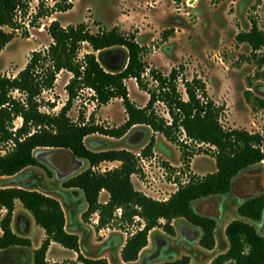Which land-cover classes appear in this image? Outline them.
I'll return each instance as SVG.
<instances>
[{
    "label": "trees",
    "instance_id": "1",
    "mask_svg": "<svg viewBox=\"0 0 264 264\" xmlns=\"http://www.w3.org/2000/svg\"><path fill=\"white\" fill-rule=\"evenodd\" d=\"M18 7L24 9L26 6L20 0H0V53L13 39V33H5L1 28L15 31L19 27L15 21ZM71 8V5L55 6L60 12ZM41 16V13L37 14L35 20ZM45 31L51 44L43 51L32 52L24 69L15 77L0 76V144L10 146L4 155H0V212H5L0 218V253L31 247L28 239L11 230L15 202L18 201L45 236L39 248L32 251V264H46V254L52 243L77 253L82 264H109L102 258L88 259L79 255V238L66 230L65 215L56 198L18 185L25 177V171L42 167L38 152H65L72 160L86 165L76 175L62 180L58 191L60 197L65 194L81 197L84 204L80 215L82 221L86 222L96 214L99 230L113 221L118 210L122 221L132 222L135 218L143 221V227L131 234L120 249V261L111 253L115 264H135L140 257L142 264L149 233L162 228L167 236L172 237L175 235L172 223L176 221L190 229L191 242H196L201 250H214L219 223L197 213L194 207L204 200L228 197L233 180L242 172L264 171V132L259 135L225 131L219 123L221 109L208 98L204 83L196 78L182 80L184 100L178 88L179 72L176 69L167 76L150 70V78L156 85L148 88L144 49L133 36H125L117 27L92 34L84 24L62 27L53 21ZM237 40L246 43L254 54L264 47V33L255 24L249 32L238 35ZM83 45L100 54L115 48L125 49L126 65L119 71L107 72L94 54L79 59ZM258 62L264 67V56ZM61 72L72 76L65 87L68 99L58 113L42 112L41 107H47L49 111L55 108L54 103H44L41 96L53 88ZM262 78L264 80V74ZM130 79L149 97L142 108L129 99L125 82ZM82 89L94 93L98 106L120 100L126 121L110 129L86 123L81 117L78 122L72 121L67 114ZM15 92L23 98H14L12 94ZM156 104L165 107L170 121L158 115ZM260 104L264 107L263 102ZM16 119H21L18 128L14 125ZM137 127H145L181 147L185 145L180 135H184L185 142L215 148V173L180 184L177 191L163 202L138 192L131 178L142 174L141 159L152 158L153 137L141 148L139 156L129 150H92L86 145V140L95 135L120 140ZM191 156L192 153H183L184 158ZM104 163H119V166L103 173L92 171ZM103 192L108 199L102 204L99 199ZM235 214V220L223 233L225 243L221 246H226V251L210 264H264V236L255 227L264 215V191L241 201ZM121 242L118 239L115 246H121ZM114 248L104 247L103 250L113 251ZM147 264H190V259L183 256Z\"/></svg>",
    "mask_w": 264,
    "mask_h": 264
},
{
    "label": "rangeland",
    "instance_id": "2",
    "mask_svg": "<svg viewBox=\"0 0 264 264\" xmlns=\"http://www.w3.org/2000/svg\"><path fill=\"white\" fill-rule=\"evenodd\" d=\"M28 10L17 31L7 27L1 28L5 33H13L12 41L0 53V76L15 77L29 61L32 52L43 51L51 44L46 27L57 21L62 27L84 24L92 34L108 31L117 27L125 36H133L136 43L144 49V58L148 70L145 82L148 88L155 83L149 71L155 70L167 76L172 69L179 72L178 88L182 98L186 100L182 80H201L206 88L208 98L221 109L219 123L225 131H246L250 134L262 135L264 132V67L259 66L258 59L264 56V47L253 53L246 43L237 40L238 35L247 33L255 24L264 33V0H25ZM57 2V3H56ZM56 3V4H55ZM71 5L67 12H60L55 6ZM54 7V8H53ZM29 13V14H28ZM43 16L35 20V16ZM31 21V22H30ZM86 54H94L107 72H116L126 65L125 49L115 48L108 52L93 53L83 45L79 59ZM71 75L61 72L56 77L53 88L44 92L41 100L54 103L55 108L49 111L41 107L42 112L55 114L65 105L68 95L65 87ZM129 99L137 107H144L148 95L138 88L132 79L125 82ZM14 98H23L17 92ZM158 115L169 120L162 104H156ZM68 117L78 122L80 117L86 123H94L104 128L121 126L127 119L120 100L115 99L108 104L98 106L95 95L88 89L78 91L68 112ZM15 128L21 125V119L14 122ZM149 130V129H148ZM137 127L120 140L105 138L100 135L86 140L92 150H129L140 155L151 137L155 139L152 158L140 162L142 174L133 176L134 188L145 196L166 201L174 194L180 184H186L193 178H202L215 173V148L185 142L180 135L183 147L168 142L164 137ZM187 147V148H186ZM10 149L9 145L0 144V155ZM192 153L184 158L183 153ZM38 160L42 167H33L25 171L27 177L23 186L27 189L51 193L67 215V231L74 232L79 238V255L84 258H102L109 264H115L111 253L120 261V249L125 241L143 227V221L135 218L132 222L121 220V211L115 213L113 221L97 230L98 216L92 215L88 221H82L75 211L81 210L82 202L67 211V194L59 196L60 182L76 175L86 165L72 162L65 152H38ZM155 158L153 163L152 159ZM119 166V163H104L99 166L102 173ZM263 166V164H262ZM260 170H251L240 174L232 183L233 196L250 197L264 190V179ZM108 199L101 193L100 203ZM230 199V198H229ZM82 204V205H81ZM18 211H22L17 203ZM195 211L208 217H218L217 201L204 200L196 203ZM24 210V209H23ZM236 204L227 200L226 209L219 215L218 238L212 251L201 250L196 242L188 243L181 238L178 228L182 222L172 223L175 235L167 236L162 228L149 233L146 255L142 262L151 263L162 259L187 256L190 264H210L211 261L226 251L224 229L236 218ZM23 228L25 229V222ZM163 225V221L160 222ZM260 223L256 224L257 227ZM40 229L33 224L30 239L33 246L39 242ZM261 234H264L261 231ZM42 233V232H41ZM121 239V246L115 242ZM167 240L168 243H165ZM104 247L113 251H104ZM157 247V251L155 250ZM141 258V257H140ZM135 264H140V259ZM141 262V263H142ZM142 263V264H143ZM0 264H32V250L14 249L0 253ZM46 264H82L78 254L59 247L51 246L46 254Z\"/></svg>",
    "mask_w": 264,
    "mask_h": 264
},
{
    "label": "crops",
    "instance_id": "3",
    "mask_svg": "<svg viewBox=\"0 0 264 264\" xmlns=\"http://www.w3.org/2000/svg\"><path fill=\"white\" fill-rule=\"evenodd\" d=\"M47 48V47H46ZM153 154H155V152H154V150H153ZM27 177H23L22 179H21V182H20V184H18L20 187H22V188H25L24 186H23V182L25 181V179H26ZM131 181H132V178H131ZM132 184H133V182H132ZM133 187H134V185H133ZM135 189V188H134ZM136 190V189H135ZM38 191V190H37ZM46 194H48V195H50V196H52L51 195V193H47L46 192ZM68 196V198H67V205H65V207H67V211L68 210H70V209H72L71 207L72 206H75V208L77 209H80L81 208V206L79 205V207H76V206H78L76 203L78 202V201H81L82 202V199H81V197L80 196H78V195H67ZM17 203H19L18 201H16L15 202V209H14V212H13V217H12V222H11V230H12V232L15 234V235H17V236H19V237H22V238H25V239H28L29 241H30V245H31V250L32 251H34V250H36L37 248H39V246H40V244H41V242H42V240L44 239V232L40 229V228H38V227H36V228H38V229H40V231L42 232H40V235H39V242L37 243V246H33V243H32V240L30 239V234H31V230H32V226H33V224H34V222H33V219L31 218V216L25 211V210H23L22 209V211L21 212H23V213H20V211H18L19 209H18V205H17ZM61 204V203H60ZM82 204H83V202H82ZM81 204V205H82ZM21 205V204H20ZM62 206V205H61ZM83 207L81 208V210H76L75 211V213H76V215L77 216H79V215H81V213H82V211L84 210V204L82 205ZM22 207V206H21ZM62 209H63V206H62ZM63 212H64V215H65V220H66V224H67V215H66V212L63 210ZM4 211H1L0 212V218L4 215ZM96 215V214H95ZM21 221H24L25 222V224L24 225H26L27 224V226H25V229L23 228L24 226H23V223H21ZM35 225V224H34ZM66 230H67V226H66ZM72 233H74V232H72ZM0 235H1V231H0ZM54 243H52L51 245H50V247H49V249H48V251H50V249H51V246L53 245ZM59 246V245H58ZM60 247V246H59ZM224 247V246H223ZM146 249V248H145ZM174 258H176V257H174ZM179 258V257H178ZM137 263V262H136Z\"/></svg>",
    "mask_w": 264,
    "mask_h": 264
},
{
    "label": "flooded vegetation",
    "instance_id": "4",
    "mask_svg": "<svg viewBox=\"0 0 264 264\" xmlns=\"http://www.w3.org/2000/svg\"><path fill=\"white\" fill-rule=\"evenodd\" d=\"M73 163L75 162L74 160L72 161ZM255 170V169H254ZM248 171H251V170H248ZM248 171H245V172H242L241 174H244V173H246V172H248ZM260 171H262V170H260ZM264 175V171H262L260 174H259V176L260 175ZM240 175V174H239ZM238 175V176H239ZM237 176V177H238ZM236 177V178H237ZM264 177V176H263ZM235 178V179H236ZM264 191V190H263ZM263 191H261L260 193H262ZM259 193V194H260ZM258 195V194H257ZM230 198V199H229ZM216 201H217V209H218V213H219V215H220V213L224 210V209H226V203H227V200H232L235 204H236V208H237V206L240 204V202H241V200H239L238 198H236V197H234L233 195H229L228 197H226V198H219V199H215ZM219 215H218V217H212V218H214L218 223H219ZM256 229L260 232V230L261 231H263V233H264V215H263V218H262V220H261V222H260V224L256 227ZM178 231H179V233H180V235H181V238L182 239H184L186 242H188V243H191V239H192V234H191V231H190V229L186 226V225H181V227H179L178 228ZM261 233V232H260ZM263 236H264V234H262Z\"/></svg>",
    "mask_w": 264,
    "mask_h": 264
},
{
    "label": "built area",
    "instance_id": "5",
    "mask_svg": "<svg viewBox=\"0 0 264 264\" xmlns=\"http://www.w3.org/2000/svg\"><path fill=\"white\" fill-rule=\"evenodd\" d=\"M21 2H23V4L26 6L24 9H21V8H17V10H16V16H15V21H16V23L18 24V26H21V24H22V19H24V17L26 16V12H27V10H28V6H27V2L25 1V0H20ZM37 1V0H36ZM57 3V2H56ZM55 3V4H56ZM54 8V7H53ZM29 14V13H28ZM37 16V15H36ZM35 16V17H36ZM31 22V21H30ZM15 31H17V30H15ZM153 161H151V162H149V164L150 163H153L154 161H155V158H153L152 159ZM140 162H142L143 164L145 163V161L143 160V159H141L140 160ZM141 167V166H140ZM142 169V168H141ZM92 171L93 172H101V171H99V167H96V168H92ZM102 173V172H101ZM118 211H120V210H118Z\"/></svg>",
    "mask_w": 264,
    "mask_h": 264
},
{
    "label": "water",
    "instance_id": "6",
    "mask_svg": "<svg viewBox=\"0 0 264 264\" xmlns=\"http://www.w3.org/2000/svg\"><path fill=\"white\" fill-rule=\"evenodd\" d=\"M261 177H262V179H264V175L262 174V175H260ZM234 181V180H233ZM233 183V182H232ZM231 190H232V184H231ZM231 195H233V193H231ZM255 195H252V196H250V197H238V199L239 200H241V201H244V200H246L247 198H251V197H254Z\"/></svg>",
    "mask_w": 264,
    "mask_h": 264
}]
</instances>
